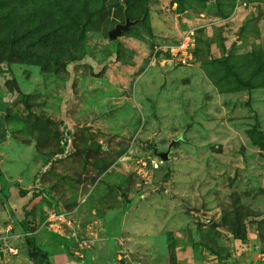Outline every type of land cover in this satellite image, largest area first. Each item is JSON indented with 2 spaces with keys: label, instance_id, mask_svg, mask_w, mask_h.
Instances as JSON below:
<instances>
[{
  "label": "rangeland",
  "instance_id": "374dc122",
  "mask_svg": "<svg viewBox=\"0 0 264 264\" xmlns=\"http://www.w3.org/2000/svg\"><path fill=\"white\" fill-rule=\"evenodd\" d=\"M0 121V264H264V0H0Z\"/></svg>",
  "mask_w": 264,
  "mask_h": 264
},
{
  "label": "built area",
  "instance_id": "2783aa9c",
  "mask_svg": "<svg viewBox=\"0 0 264 264\" xmlns=\"http://www.w3.org/2000/svg\"><path fill=\"white\" fill-rule=\"evenodd\" d=\"M195 47V35L194 31L188 30L180 40L171 45H158L154 49V53L159 56L168 57V61L178 66H190L194 60L193 50ZM12 227H6L4 230L5 237L2 239H8L7 233L11 232ZM9 239L11 236L9 235ZM5 241V240H4ZM7 253L15 254L16 251L9 247Z\"/></svg>",
  "mask_w": 264,
  "mask_h": 264
},
{
  "label": "water",
  "instance_id": "95a60500",
  "mask_svg": "<svg viewBox=\"0 0 264 264\" xmlns=\"http://www.w3.org/2000/svg\"><path fill=\"white\" fill-rule=\"evenodd\" d=\"M131 24H133V23L130 22V21L128 20V18H125V23H124V25L118 24V25H116V26L114 27L113 30L109 31V33H108V37H109V39H110V40H113V39H115L116 37H118V36L121 34V32H122V31H126L127 28H128ZM163 159H166V156H165V155H163Z\"/></svg>",
  "mask_w": 264,
  "mask_h": 264
},
{
  "label": "crops",
  "instance_id": "0c3cea01",
  "mask_svg": "<svg viewBox=\"0 0 264 264\" xmlns=\"http://www.w3.org/2000/svg\"><path fill=\"white\" fill-rule=\"evenodd\" d=\"M5 99H6V98H4L3 102H5ZM2 218H3V216H2ZM10 220H11V219H10ZM8 226L11 228V227H12V224L9 223ZM13 226H14V225H13ZM2 227H3V226L0 225V230H2ZM9 241H10V239H9ZM22 251L25 252V250H22ZM25 258H27L26 255H25V254H21V252H20V254L16 257L15 261H14L13 259H12V260H9V264H16V262H21V261H23Z\"/></svg>",
  "mask_w": 264,
  "mask_h": 264
},
{
  "label": "trees",
  "instance_id": "16d2710c",
  "mask_svg": "<svg viewBox=\"0 0 264 264\" xmlns=\"http://www.w3.org/2000/svg\"><path fill=\"white\" fill-rule=\"evenodd\" d=\"M5 137H6V133H5V130H4L3 126H2V123L0 121V143H2L5 140ZM27 239H26V241H27ZM28 256H29V258L34 259L35 255L32 252H30V253H28Z\"/></svg>",
  "mask_w": 264,
  "mask_h": 264
}]
</instances>
